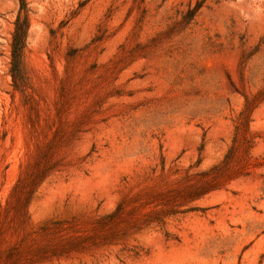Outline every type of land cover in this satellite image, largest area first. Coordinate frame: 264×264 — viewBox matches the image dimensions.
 Masks as SVG:
<instances>
[{
	"label": "rangeland",
	"instance_id": "rangeland-1",
	"mask_svg": "<svg viewBox=\"0 0 264 264\" xmlns=\"http://www.w3.org/2000/svg\"><path fill=\"white\" fill-rule=\"evenodd\" d=\"M0 264H264V0H0Z\"/></svg>",
	"mask_w": 264,
	"mask_h": 264
}]
</instances>
